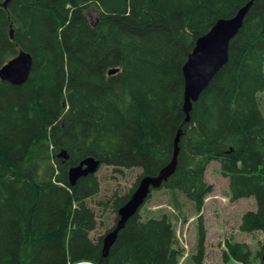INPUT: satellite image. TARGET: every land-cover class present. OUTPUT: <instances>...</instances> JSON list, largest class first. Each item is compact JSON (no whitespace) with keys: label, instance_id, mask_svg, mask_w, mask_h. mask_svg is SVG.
<instances>
[{"label":"trees","instance_id":"1","mask_svg":"<svg viewBox=\"0 0 264 264\" xmlns=\"http://www.w3.org/2000/svg\"><path fill=\"white\" fill-rule=\"evenodd\" d=\"M251 1L0 0V69L21 50L33 57L25 84L0 81V264H180L169 216L146 219L143 209L104 256L105 236L90 237L98 221L87 203L100 181H69L70 166L88 158L141 170L131 192L112 201L117 215L143 177L171 163L179 131L177 170L161 189L181 194L198 215L191 264L205 263L202 211L213 191L205 173L214 161L231 202H256L240 230L264 233V0H254L190 122L184 113L192 48ZM223 257L253 264L244 243H227Z\"/></svg>","mask_w":264,"mask_h":264},{"label":"rangeland","instance_id":"2","mask_svg":"<svg viewBox=\"0 0 264 264\" xmlns=\"http://www.w3.org/2000/svg\"><path fill=\"white\" fill-rule=\"evenodd\" d=\"M95 19V13L90 12ZM261 109L264 114V92L260 95ZM220 163L212 162L205 173L206 182L213 191L205 199L203 218L207 229L206 258L204 264H237L234 260L224 262L223 254L227 243L247 244L253 256V264H261L259 254L264 247V233H243L240 230L242 218L246 212L256 210L254 199H243L232 203L229 199V180L220 172ZM142 171L139 169H115L102 166L96 174L100 181V193L88 200V206L97 216L98 226L90 234L92 240L105 236L115 226L116 217L112 207L115 196H125L131 192L139 180ZM110 205L107 208L105 205ZM167 215L175 228L180 247L186 254L180 264H191V256L196 253L198 216L192 205L181 194L167 189L153 192L151 199L142 211L146 219L160 218ZM189 256V257H188ZM188 257V258H187ZM84 264H91L85 262Z\"/></svg>","mask_w":264,"mask_h":264},{"label":"water","instance_id":"3","mask_svg":"<svg viewBox=\"0 0 264 264\" xmlns=\"http://www.w3.org/2000/svg\"><path fill=\"white\" fill-rule=\"evenodd\" d=\"M250 5L248 4L247 7L240 9L236 14V19L217 21L204 37L197 40L196 46L184 68L186 79L184 113L187 116L186 122H190V113L194 103L199 100L201 94L208 88L218 72L228 63L230 44L241 29V23L237 19L243 18L248 13ZM32 68L33 57L31 54L21 51L0 69V80L14 86H21L28 81ZM115 73H117L116 70L110 71V75ZM181 136L182 131H179L174 142V156L171 164L162 169L157 176L143 177L129 200L119 209V220L115 229L104 240V256L109 254L119 232L125 228L130 219L137 215L152 190L161 188L163 183L176 172ZM100 166L99 161L88 158L78 166L72 167L69 171L70 184L75 186L81 178L96 174ZM262 263L264 264V252Z\"/></svg>","mask_w":264,"mask_h":264},{"label":"bare ground","instance_id":"4","mask_svg":"<svg viewBox=\"0 0 264 264\" xmlns=\"http://www.w3.org/2000/svg\"><path fill=\"white\" fill-rule=\"evenodd\" d=\"M7 1H11V0H7ZM248 4H251L250 7H249V9H248V13H249L251 7H252L253 4H254V0H252V1L249 2V3H247V4H246L244 7H242V8L247 7ZM0 5H1V4H0ZM242 8H241V9H242ZM6 11H7V10H6ZM248 13H246L245 16H244L243 18H238V19H237L238 22L241 23V29H242L243 26H244V22H245V19H246ZM234 18L236 19V15H235L233 18H230V19H223V20H231V19H234ZM14 27H15V26H14ZM8 28H9V27H8ZM241 29L239 30L238 34L240 33ZM200 30H201V29H200ZM13 32H14V31L11 30V38H12V39L14 38V37L12 36ZM202 33H203V32H202ZM203 34H204V33H203ZM206 34H207V33H206ZM206 34H205V35H206ZM238 34H237V35H238ZM205 35H204V36H205ZM204 36H203V37H204ZM201 38H202V37H201ZM199 39H200V38H199ZM196 43H197V42H196ZM186 45H187V44H186ZM194 45H195V44H194ZM195 46H196V45H195ZM20 48H21V47H20ZM229 48H230V47H229ZM192 49H194V48H192ZM21 51H23V50H21ZM21 51H20V52H21ZM20 52H19V53H20ZM192 52H193V51H192ZM19 53H18V54H19ZM27 53H28V52H27ZM16 55H17V54H16ZM14 58H15V57H14ZM8 62H9V61H8ZM187 63H188V61H187V59H186V64H187ZM186 64H184V65L186 66ZM185 66H184V68H185ZM184 68H183V73H182V74H184ZM223 68H224V67H223ZM223 68H222V69H223ZM222 69H221V70H222ZM221 70H220V71H221ZM112 71H114V70H112ZM116 71L118 72V70H116ZM220 71H219V72H220ZM219 72H218V74H219ZM108 73H109V75H110V72H108ZM115 74H116V73H115ZM218 74H217V75H218ZM112 75H114V74H112ZM217 75H216V76H217ZM184 78H185V75H184ZM0 81H2V80H0ZM4 82H5V81H4ZM9 84H10V83H9ZM13 86H14V85H13ZM185 92H186V79H185ZM184 106H185V96H184ZM120 111H121V110H120ZM187 123H188V122H187ZM209 128H210V127H209ZM177 135H178V134H177ZM263 136H264V135H263ZM47 139H48V138H47ZM226 139H227V138H226ZM228 139H229V138H228ZM74 141H75V140H74ZM180 141H181V138H180ZM79 142H80V141H79ZM174 142H175V141H174ZM222 142H223V141H222ZM80 143H81V142H80ZM73 144H74V143H73ZM108 144H109V143H108ZM223 144H224V143H223ZM74 145H75V144H74ZM179 145H180V143H179ZM87 148H88V147H87ZM101 148H102V147H101ZM179 148H180V147H179ZM76 150H77V149H76ZM47 151H49V149H48ZM95 152H96V151H95ZM98 153H99V152H98ZM98 153H97V154H98ZM179 154H180V151H179ZM179 154H178V157H179ZM61 156H62V155H60V157H61ZM100 156H101V155H100ZM173 156H174V154H173ZM219 156H220V155H219ZM85 157H86V156H85ZM178 157H177V165H178ZM61 158H62V157H61ZM78 159H79V158H78ZM93 159H94V158H93ZM172 159H173V158H172ZM95 160H96V159H95ZM171 162H172V161H171ZM170 164H171V163H170ZM170 164H169V165H170ZM77 166H78V165H77ZM72 167H73V166H70V169H71ZM74 167H75V166H74ZM166 167H167V166H166ZM176 170H177V169H176ZM69 171H70V170H69ZM174 174H175V173H174ZM174 174H173V175H174ZM173 175H172V176H173ZM172 176H171V177H172ZM62 177H63V176H62ZM171 177H170V178H171ZM168 180H169V179H168ZM168 180H167V181H168ZM69 181H70V180H69ZM163 184H164V183H163ZM34 185H35V184H34ZM71 186H72V185H71ZM73 187H75V186H73ZM95 191H96V190H95ZM98 192H99V191H98ZM94 195H95V194H94ZM94 195H93V196H94ZM96 197H97V196H96ZM114 199H115V198H114ZM114 199H113V200H114ZM90 200H91V199H90ZM84 201H85V200H84ZM114 201H115V200H114ZM113 205H114V204H113ZM124 205H125V204H124ZM124 205H123V206H124ZM123 206H122V207H123ZM112 207H113V206H112ZM122 207H121V208H122ZM118 211H119V210H118ZM135 216H136V215H135ZM135 216H134V217H135ZM118 220H119V216H118ZM114 229H115V227H113L112 231H113ZM122 230H123V229H122ZM122 230H121V231H122ZM112 231H110L108 234L105 235L104 240H105V238H106V237H107ZM121 231H120V232H121ZM120 232H119V233H120ZM118 236H119V234H118ZM117 238H118V237H117ZM116 241H117V240H116ZM177 244H178V243H177ZM103 250H104V241H103ZM240 251H241V250H240ZM246 251H247V250H246ZM241 253H242V252H241ZM103 254H104V252H103ZM224 256H225V255H224ZM233 256H234V255H233ZM259 256H260V255H259ZM19 257H20V256H19ZM20 258H21V257H20ZM223 258H224V257H223ZM228 260H229V259H228ZM235 260H236V257H235ZM224 261H226V260H224ZM241 262H242V261H241Z\"/></svg>","mask_w":264,"mask_h":264}]
</instances>
